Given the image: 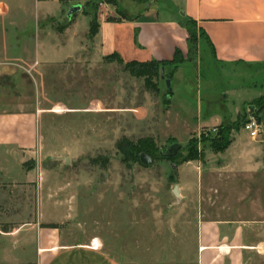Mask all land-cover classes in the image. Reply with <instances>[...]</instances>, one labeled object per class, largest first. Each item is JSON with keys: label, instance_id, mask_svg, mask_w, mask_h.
Returning <instances> with one entry per match:
<instances>
[{"label": "crops", "instance_id": "1", "mask_svg": "<svg viewBox=\"0 0 264 264\" xmlns=\"http://www.w3.org/2000/svg\"><path fill=\"white\" fill-rule=\"evenodd\" d=\"M66 1L67 9L81 5L79 0ZM176 1L177 4L169 0L170 7L165 9L159 0H152L148 7L117 21L100 16L98 32L91 39L93 50L101 57L115 54L123 63L169 62L177 54V72L192 53L188 32L181 24L185 19L195 24L201 35L197 53H208L211 66L223 71H264V0ZM30 2L40 7L58 1ZM82 10L71 18L66 13V25L58 36L46 26L26 29L22 20L0 14V185L22 187L21 204H7L6 211L0 212V264H264L262 131L255 140L246 136L243 129L233 131L226 150L213 154L205 163L189 162L188 192L193 194L191 198L196 203L187 211L195 214L193 236L188 233L191 222L187 220L181 223L184 230L177 239L174 230L165 242L153 232L152 244L156 247L151 245L149 251L145 247L148 252L145 255L143 241L137 234L134 258L127 253L125 226L113 227L119 232V247L108 245L99 236L87 232L86 225L77 221V209L68 200H61L72 196L61 189H47L49 179L40 170H24L26 162L40 158L42 146L37 109L23 104V97H47L41 85L43 72L47 66L70 59L67 56L58 59L57 53L69 44L76 18L81 15L87 18L88 26L76 40L78 53L90 23ZM47 17L56 16L38 15L39 20ZM20 71L30 78L25 94L22 88L15 91L13 79ZM230 75L236 76V73ZM262 86L264 80L256 96L248 98V103L264 97ZM257 110L249 106L246 112L238 111L228 119L211 116L199 126L212 128L234 122L240 116L246 119L248 112ZM263 116L264 107L257 114L259 122ZM30 185L34 187L32 192L24 189ZM178 189L181 198L190 197L179 186ZM30 194L32 206L25 200ZM6 197L10 200L9 195ZM109 226L110 229L112 226ZM137 230L140 227H135ZM159 244L165 246L163 252L158 250Z\"/></svg>", "mask_w": 264, "mask_h": 264}, {"label": "rangeland", "instance_id": "2", "mask_svg": "<svg viewBox=\"0 0 264 264\" xmlns=\"http://www.w3.org/2000/svg\"><path fill=\"white\" fill-rule=\"evenodd\" d=\"M57 1L38 7L30 0H0V14L22 20L26 29L46 26L58 36L66 25L70 7L66 8V0ZM79 1L83 15L90 20L89 15L95 14L97 24L100 16L117 21L152 4V0H147L144 5L135 4L133 0ZM159 5L167 9L170 2L159 0ZM43 13L56 17L39 20L38 15ZM87 26V18L78 15L68 38L69 44L57 53L58 59L66 56L70 59L45 68L41 85L47 97H23V104L37 109L42 146L40 158L26 162L24 170H40L49 179L47 189H61L67 196H72L61 200H68L77 209V221L86 225L87 232L99 236L108 245L119 247V232L113 227L125 226L127 253L134 258L137 234L143 241L145 255L151 245L156 247L152 244L153 232L165 242L174 230L177 239L184 230L181 223L187 220L191 222L188 233L193 236L195 214L188 212L196 203L191 198L193 194L188 192L191 172L187 164L205 163L213 154L220 153L212 150L204 140L216 134L220 126L231 129L229 139L232 140L233 131L242 129L245 116L212 128L199 125L211 116L233 118L238 111L246 112L249 106L258 109L263 105L264 97L252 103H248V98L255 97L259 91L264 71H223L210 65L208 53L198 54L194 49L190 60L177 72V64L165 61V79L170 80L168 89L161 80L160 67L152 69L147 77L136 78L125 71V63L98 55L88 34L76 54V40ZM196 37L199 40L197 30ZM232 72L236 76L230 75ZM13 80L15 91L22 88L25 94L29 76L20 71ZM252 85L258 86L257 89H244ZM260 127L264 136V116ZM117 143H127L138 150L150 149L153 164L122 163V156L116 150ZM172 143L180 144L182 150L172 160L161 158L159 151ZM191 143L196 147L198 160L185 162ZM137 152L139 159L143 152ZM99 158L107 159L104 167L92 163ZM172 163L178 167L176 177ZM13 176L17 177L16 173ZM175 186L190 197L181 198L179 193L180 199H176L173 195ZM21 189L17 184L0 185V207H3L0 212L6 211L7 204H21ZM24 189L32 192L34 187L30 185ZM31 195L25 198L30 206L33 205ZM109 225L112 226L110 229ZM135 227L140 230L135 231ZM165 249L159 244V251Z\"/></svg>", "mask_w": 264, "mask_h": 264}, {"label": "trees", "instance_id": "3", "mask_svg": "<svg viewBox=\"0 0 264 264\" xmlns=\"http://www.w3.org/2000/svg\"><path fill=\"white\" fill-rule=\"evenodd\" d=\"M60 2H63L64 0H59ZM91 1V0H90ZM136 4H143L144 2H146L147 0H133ZM143 2V3H142ZM90 2H87V4H89ZM88 15V14H86ZM90 16V23H89V31H88V36L89 37H94L97 32H98V24L96 21V16L95 14L93 15H89ZM181 24L186 28L188 35H189V42H190V48L191 50L196 49V45H197V37H196V26L195 24L191 21V20H185L183 19L181 21ZM201 36V35H200ZM106 60H111V61H117L118 63H123V61L115 54L110 55L108 57H106ZM172 64H177V54L176 57H174V59L170 62ZM150 65L149 68H147V65ZM166 64L165 61H150V62H129V63H125V71H128L132 76L136 77V78H142V77H147L149 74H151V70L152 69H156V68H164V65ZM264 107V104L259 106L258 110L255 112H252L254 115L257 116L258 112ZM230 128H224L222 126L217 128V133L214 134L210 139H206L204 140L205 142L209 143V147L216 151V152H223L224 150H226L228 148V146L231 144V139H229V135H230ZM203 141V142H204ZM116 150L118 151V153L121 154L122 156V163L127 164V163H140L139 159L137 158L136 154L138 153L137 151H142V154H147L149 156H151V150L150 149H137L129 144H121V143H117L116 144ZM174 159V158H173ZM166 160H172V159H166ZM198 160V156L196 153V147L193 143H191L190 146V151L188 152V155L185 159V162H189V161H196ZM93 164H99L102 167H104L107 164V159L104 158H99V159H94L92 160Z\"/></svg>", "mask_w": 264, "mask_h": 264}, {"label": "water", "instance_id": "4", "mask_svg": "<svg viewBox=\"0 0 264 264\" xmlns=\"http://www.w3.org/2000/svg\"><path fill=\"white\" fill-rule=\"evenodd\" d=\"M82 9L81 5H76V6H71L69 8V11L67 13V17L68 18H71L72 16H74L77 12H80ZM160 77H161V80H164L168 89L170 88V80L169 79H165V75H164V68L161 67L160 68ZM182 150V146L178 143H172L170 145H168L165 149L163 150H160L159 151V156L161 158H164V159H173L177 156V154ZM139 161L140 163L143 165V166H150L153 164V159L147 155V154H141L140 155V158H139ZM171 169H172V172H173V176H177V170H178V167L177 165L175 164H171ZM173 195L176 199H180V196H179V189H178V186H175L174 189H173Z\"/></svg>", "mask_w": 264, "mask_h": 264}, {"label": "built area", "instance_id": "5", "mask_svg": "<svg viewBox=\"0 0 264 264\" xmlns=\"http://www.w3.org/2000/svg\"><path fill=\"white\" fill-rule=\"evenodd\" d=\"M242 129L247 133L250 139L255 140L261 134L259 119L252 112H248L247 118L242 124Z\"/></svg>", "mask_w": 264, "mask_h": 264}]
</instances>
